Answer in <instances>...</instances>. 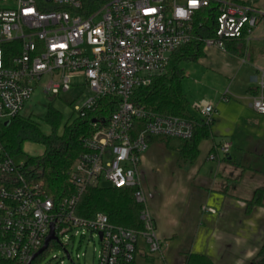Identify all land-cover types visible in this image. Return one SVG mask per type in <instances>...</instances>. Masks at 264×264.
Masks as SVG:
<instances>
[{"label": "built area", "instance_id": "obj_1", "mask_svg": "<svg viewBox=\"0 0 264 264\" xmlns=\"http://www.w3.org/2000/svg\"><path fill=\"white\" fill-rule=\"evenodd\" d=\"M212 6V35L196 33L195 21L201 18L202 33L201 14ZM263 18L252 0H0V121L5 128L38 87L57 97L79 86L83 77L91 95L74 109L81 118L101 99L117 101L110 119L91 123L92 132L82 141L85 152L70 172L71 198L56 202L26 172V162L16 163L0 143V264H29L52 224L57 239L49 246L60 244L68 232L98 236V264H135L143 249L162 257L142 184V158L153 138L191 140L196 126L138 106L135 91L165 75L181 47L200 42L204 49L225 52L229 40L248 43ZM193 108L204 116L203 124H212L211 102ZM252 109L264 115V74ZM221 151L227 156L230 144ZM105 184L135 189V200L143 206L142 230L116 226L103 213L92 219L76 215L83 193Z\"/></svg>", "mask_w": 264, "mask_h": 264}, {"label": "crops", "instance_id": "obj_2", "mask_svg": "<svg viewBox=\"0 0 264 264\" xmlns=\"http://www.w3.org/2000/svg\"><path fill=\"white\" fill-rule=\"evenodd\" d=\"M252 1L264 13V0ZM244 44L238 55L209 48L184 63L182 90L193 120L204 125L189 94L203 90L215 108L211 137L199 144L196 158L180 159L162 140L167 138L152 139L142 158L148 211L165 248L154 264H185L188 254L205 255L213 264H250L264 245V195L247 209L264 190V115L252 109L264 74V18ZM224 143L230 144L227 156ZM149 257L139 250L135 264H147Z\"/></svg>", "mask_w": 264, "mask_h": 264}, {"label": "trees", "instance_id": "obj_3", "mask_svg": "<svg viewBox=\"0 0 264 264\" xmlns=\"http://www.w3.org/2000/svg\"><path fill=\"white\" fill-rule=\"evenodd\" d=\"M201 16L204 22L203 31L200 33L201 30L198 29V22L201 21V18L195 21V31L211 36L212 32L208 30L213 28V18L216 16L215 8L212 6L204 10ZM242 42L227 41L226 51L232 55L241 54L245 49V42ZM203 50L204 45L200 42H192L181 47L173 54L168 72L158 77L150 87L136 90L133 98L138 106L156 114L180 117L195 124L196 130L191 140L162 139L169 145V148L176 149L180 159L185 162H192L198 155L199 144L211 137L210 128L207 125H200L193 120L189 103L182 90L184 71L181 64L197 61L203 56ZM116 110V99L104 98L99 101L95 110L87 113L86 117L78 116L72 122L63 124L62 115L50 106L45 117L46 123L51 128L50 134L43 133L39 124L33 121L32 117L19 115L5 128L0 137V143L5 152L13 158L20 153L26 141L42 144L44 153L40 157L26 160V172L34 181L42 183L47 193L53 196L56 202H59L71 198L75 194V190L69 182L70 172L75 161L85 152L82 141L92 132V120L108 121ZM153 139L155 140V138ZM263 195L264 190L258 191L255 202L248 203L247 209L250 210L252 207L260 205ZM142 209L143 206L135 200V189H116L110 185H104L88 188L83 193L76 207V215L84 219H92L97 214L103 213L116 226L140 231L144 227L140 219ZM57 244L51 243L49 248L58 246ZM48 249L41 256L47 253ZM185 264L213 263L205 255L188 254ZM250 264H264V245Z\"/></svg>", "mask_w": 264, "mask_h": 264}, {"label": "rangeland", "instance_id": "obj_4", "mask_svg": "<svg viewBox=\"0 0 264 264\" xmlns=\"http://www.w3.org/2000/svg\"><path fill=\"white\" fill-rule=\"evenodd\" d=\"M186 66L184 63L181 64L182 69H186ZM79 80V86L73 87L69 93L60 94L57 97L46 95L42 88H36L31 100L25 104L21 115L24 117H32L33 121L39 124L45 134H50L51 132L50 126L45 121L50 106L62 115L63 124L77 119L78 115L74 112L75 107L83 105L91 95L89 89L84 86V78L81 77ZM188 83L191 82L186 79L184 83L185 87L189 85ZM186 93L188 95V91ZM204 98H207V96L203 90H200L198 93L189 94L188 99L190 101L196 100L193 103L194 105L197 102L200 103L206 100ZM3 125L4 122L0 121V137L5 130ZM43 153L44 146L42 144L26 141L20 153L14 156V160L16 163H23L28 158L40 157ZM60 244L49 248L47 253L35 260L32 264H98L99 251L101 250L98 236L92 238L90 233H86L84 236H74L72 232H68L60 237ZM164 250L165 248L162 246V252ZM145 251H148V249ZM67 253L70 256L69 258ZM77 255L80 256V259H77ZM149 258L152 259H148L147 264H154L153 262L158 260L156 255ZM159 259H161V256H159ZM161 264L165 263L161 260Z\"/></svg>", "mask_w": 264, "mask_h": 264}, {"label": "water", "instance_id": "obj_5", "mask_svg": "<svg viewBox=\"0 0 264 264\" xmlns=\"http://www.w3.org/2000/svg\"><path fill=\"white\" fill-rule=\"evenodd\" d=\"M97 122H101V123H104V120H96V119H94V120H92V124H95V123H97ZM9 125V123H7V126ZM100 237H101V235H100ZM57 238H56V236H55V232H54V224H52L51 225V232H50V234H49V236L46 238V240H45V244L43 245V247L32 257V259H31V261H30V263L32 262V261H34L37 257H39L40 255H42L47 249H48V247H49V243L51 242V241H55ZM67 256H68V258L70 257L69 256V254L67 253ZM29 263V264H30Z\"/></svg>", "mask_w": 264, "mask_h": 264}]
</instances>
